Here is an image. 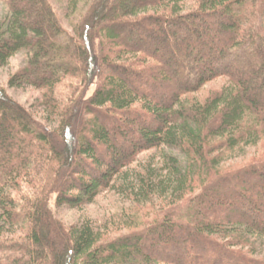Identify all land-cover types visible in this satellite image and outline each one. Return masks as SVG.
I'll use <instances>...</instances> for the list:
<instances>
[{
	"label": "trees",
	"instance_id": "obj_1",
	"mask_svg": "<svg viewBox=\"0 0 264 264\" xmlns=\"http://www.w3.org/2000/svg\"><path fill=\"white\" fill-rule=\"evenodd\" d=\"M0 1V66L25 54L7 84L40 90L55 120L0 86V219L18 226L0 264H264L242 238L264 236V154L220 164L264 144V0H66L65 23L52 0ZM215 78L227 86L192 95ZM164 148L186 165L167 157L170 200L141 228L100 237L53 215L51 195L89 202Z\"/></svg>",
	"mask_w": 264,
	"mask_h": 264
},
{
	"label": "rangeland",
	"instance_id": "obj_2",
	"mask_svg": "<svg viewBox=\"0 0 264 264\" xmlns=\"http://www.w3.org/2000/svg\"><path fill=\"white\" fill-rule=\"evenodd\" d=\"M52 1L65 23L66 0ZM4 12L5 5L0 1V18ZM262 19L264 24V16ZM24 64L25 54L23 51H17L8 57L6 62L0 66V86L12 99L26 107L35 119L47 127L53 128L55 120L49 116L40 103L42 93L40 90L28 84L18 86L7 84L8 77L17 72ZM227 84L224 78H215L205 83L192 95L199 98L207 92L217 90ZM252 139L223 152L220 156V164L224 166L239 165L264 154L262 141L252 142ZM169 155L177 159L180 169L185 167V155L175 148H164L162 151H143L138 154L137 161L130 167L124 168L122 173L114 177L108 187L99 191L89 202L75 207L68 204L56 206L53 204V195H51L48 202L49 207L55 218L64 225H88L100 237L116 236L141 228L143 224L150 222L158 214L161 204L170 200V186H168L170 184H164V180L167 179V177L164 178V171L168 166L166 164ZM157 185H163V187L157 189ZM17 232V225L0 219V235L17 234ZM236 232V230L228 229L220 236L226 239L235 235ZM242 238L244 249H248L256 256H264V236L243 234Z\"/></svg>",
	"mask_w": 264,
	"mask_h": 264
}]
</instances>
